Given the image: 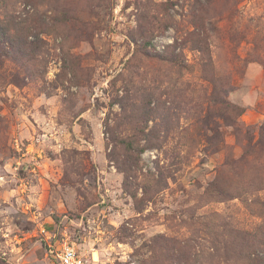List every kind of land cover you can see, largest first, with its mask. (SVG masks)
<instances>
[{
	"label": "rangeland",
	"instance_id": "obj_1",
	"mask_svg": "<svg viewBox=\"0 0 264 264\" xmlns=\"http://www.w3.org/2000/svg\"><path fill=\"white\" fill-rule=\"evenodd\" d=\"M264 264V0H0V264Z\"/></svg>",
	"mask_w": 264,
	"mask_h": 264
},
{
	"label": "built area",
	"instance_id": "obj_2",
	"mask_svg": "<svg viewBox=\"0 0 264 264\" xmlns=\"http://www.w3.org/2000/svg\"><path fill=\"white\" fill-rule=\"evenodd\" d=\"M59 257V264H86L84 259L79 255L77 250L72 246H66Z\"/></svg>",
	"mask_w": 264,
	"mask_h": 264
}]
</instances>
